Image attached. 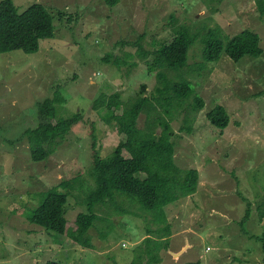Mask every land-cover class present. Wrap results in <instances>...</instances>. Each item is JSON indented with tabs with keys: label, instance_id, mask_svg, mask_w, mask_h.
<instances>
[{
	"label": "rangeland",
	"instance_id": "rangeland-1",
	"mask_svg": "<svg viewBox=\"0 0 264 264\" xmlns=\"http://www.w3.org/2000/svg\"><path fill=\"white\" fill-rule=\"evenodd\" d=\"M11 1L18 13L41 4L53 17V38L41 40L34 54L0 55V264L263 262L259 237L264 219L257 209L264 198V15L259 0H119L114 7L104 0ZM183 28L194 37L186 64L149 72L153 51ZM247 29L260 36V56L233 61L222 54L204 61L205 44L226 43ZM161 69L169 82L187 79L204 104L198 113L194 97L175 109L178 103L173 102L172 119L159 107L153 98L162 87ZM141 86L157 112L142 111L137 128L160 133V120L170 121L175 162L198 169L197 192L167 205L165 220L116 193L114 201L93 208L97 218L88 230L91 248L67 233L30 223L46 193L63 181L72 187H60L69 193L67 227L74 228L77 215L87 212V195L95 187L93 141L107 157L125 140L108 111L94 110V101L119 93L128 104ZM55 90L65 99L55 105L56 116L78 113L82 119L47 158L32 161L24 131L37 123L36 104ZM217 105L229 116L222 131L205 118ZM188 127L190 131L183 130ZM248 207L250 215L244 218Z\"/></svg>",
	"mask_w": 264,
	"mask_h": 264
},
{
	"label": "trees",
	"instance_id": "trees-1",
	"mask_svg": "<svg viewBox=\"0 0 264 264\" xmlns=\"http://www.w3.org/2000/svg\"><path fill=\"white\" fill-rule=\"evenodd\" d=\"M104 1L108 6L114 7L119 0ZM259 7L261 16H263V0H259ZM52 38L53 17L41 4H32L23 12L18 13L11 0L0 1V55L14 51L34 54L38 51L41 40ZM260 43L261 39L257 33L248 29L243 30L228 39L226 43L214 40L205 44L202 51L203 58L204 61H213L225 54L231 60L238 61L244 55L260 56L262 54ZM193 44L194 37L188 30L185 28L179 30L170 43L163 44L153 51L155 58L147 64V70L153 72L158 67L170 70L182 68L187 62L188 52ZM116 63L120 65L118 60ZM157 75L162 87L157 88L158 97L153 99L170 119H172L173 102L178 103L175 109L179 108L185 99L194 97V112L198 113L203 108L202 99L195 94L191 85L185 82L187 79L184 81L180 78L181 82H169L167 74L162 69L157 72ZM143 92L144 86H141L135 99L128 104L121 101L119 93L109 97L101 95L94 101V110L108 111L111 118L116 120L119 132L125 136V140L121 141L113 153L107 157L100 155L93 141L91 177L95 187L87 195V212L77 215L74 228L67 227L68 222L65 217L69 193L60 191V187L69 188L70 181H63L59 184L60 187H53L46 193L43 201L30 214V223L55 234L67 233L77 244L91 248L88 230L97 218L93 208L98 204H104L107 200L113 199L114 201L116 193L127 195L140 205L141 210L158 213L161 216L159 220H165L164 208L167 205L197 192L198 169H183L175 162V145L171 140L173 131L170 121L160 120L162 128L160 133L154 132L152 128H148L147 131L137 128L136 122L142 111L157 112L152 103L153 99L144 96ZM58 103H65V99L55 90L51 98H46L36 104L37 123L24 131L32 161L47 158L52 153L54 145L64 140L71 127L82 119L78 113L68 118H58L55 108ZM120 109L122 113L115 115ZM205 118L211 126L221 131L229 123V116L220 105L208 111ZM183 130L190 131V128ZM124 151H127L130 156L126 157L123 154ZM257 209L260 220H263L264 198L258 204ZM249 215L250 207L244 218ZM259 239L264 251V231ZM43 264L63 263L47 260ZM186 264H200V262ZM258 264H264V258L263 262Z\"/></svg>",
	"mask_w": 264,
	"mask_h": 264
},
{
	"label": "crops",
	"instance_id": "crops-1",
	"mask_svg": "<svg viewBox=\"0 0 264 264\" xmlns=\"http://www.w3.org/2000/svg\"><path fill=\"white\" fill-rule=\"evenodd\" d=\"M170 232H171V231H169V236L171 237V234H170ZM186 247H187V246H185V245L183 246V248H186Z\"/></svg>",
	"mask_w": 264,
	"mask_h": 264
}]
</instances>
